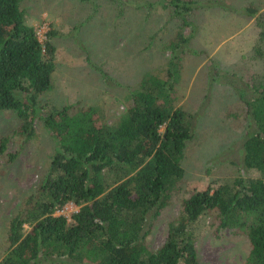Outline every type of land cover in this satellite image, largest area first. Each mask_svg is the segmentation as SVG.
<instances>
[{"label":"trees","instance_id":"16d2710c","mask_svg":"<svg viewBox=\"0 0 264 264\" xmlns=\"http://www.w3.org/2000/svg\"><path fill=\"white\" fill-rule=\"evenodd\" d=\"M22 1L0 0V113L14 112L22 119L17 133L25 141L41 119L56 150L39 185L10 218L0 264H37L52 256L75 264H203L196 242L210 226L207 218L219 230L247 239L243 264H264V87L245 100L242 118L244 166L257 174L183 194L182 160L193 122L176 103L183 68L178 60L190 40L183 30H195L197 9L204 5L161 2L181 21L168 45L173 56L165 65L167 77L148 69L133 103L110 123L92 106L68 105L40 115L39 97L53 85L56 47L50 39L40 40ZM248 13L256 14L254 52L264 67V10ZM11 142L10 133L0 137V156ZM178 201L179 220L169 222L166 241L152 248L150 218ZM70 202L79 209L69 217L58 214Z\"/></svg>","mask_w":264,"mask_h":264},{"label":"rangeland","instance_id":"374dc122","mask_svg":"<svg viewBox=\"0 0 264 264\" xmlns=\"http://www.w3.org/2000/svg\"><path fill=\"white\" fill-rule=\"evenodd\" d=\"M162 1L23 0L28 22L40 40L50 39L56 47L53 85L39 97L40 115L73 105V109L95 107L110 123L121 118L133 103L132 94L140 90L147 70H157L164 77L165 60L172 58L170 49L167 57L151 53L153 46L157 48L156 42L162 47L169 45L181 24L179 18L163 8ZM230 4L264 10V0H233ZM205 13L196 15L194 33H190L193 30L189 26L183 30L190 41L185 57L178 60L183 68L182 76L176 80V103L185 108L193 122V137L187 141L182 160L184 195L209 184L216 188L221 183L257 174L244 166L246 128L242 118L245 100L264 87L263 63L254 52L258 29L249 23V18L245 23L249 26L237 27L227 43L224 33L228 25L232 26L233 16L206 18ZM240 29L242 32L238 33ZM51 31L55 32L52 36L48 35ZM217 35L222 38L215 39ZM21 123L14 112L0 113V137L12 134L6 155L0 156V259L7 246L11 216L39 185L56 150V141L41 119L35 121V135L28 141L17 133ZM16 153L15 158L9 157ZM180 205L179 201L172 207L165 204L160 216L150 218L153 226L148 241L152 248L157 249L166 241L169 222L179 220ZM78 209L70 202L58 214L69 217ZM206 222L210 226L196 242L200 261L243 264L250 248L247 239L230 229L219 230L212 218ZM37 264L75 263L66 257L52 256Z\"/></svg>","mask_w":264,"mask_h":264},{"label":"crops","instance_id":"0c3cea01","mask_svg":"<svg viewBox=\"0 0 264 264\" xmlns=\"http://www.w3.org/2000/svg\"><path fill=\"white\" fill-rule=\"evenodd\" d=\"M197 1H199V3L203 4L204 6L201 7L200 9H197L196 15L202 14L203 12L205 13V11L207 10V12L205 13V17L206 18H208L210 15H221V16H226V17L227 16L228 17L229 16H233L232 26L227 24L228 28H227V31H225V33H224L225 34V36H224L225 38L223 37L225 39V42L227 40V43H228V38H230L229 36H232V33L237 30L236 29L237 27H239V26H241V27L249 26L248 24L245 25L246 21L249 20V18H250V22L249 23H254L256 25V14L255 15H249V13H248V10L251 9V8H256L255 6H251L250 7L249 5H244V4L233 6V5L230 4V3L233 2V0H208L207 2H202L201 0H197ZM235 1L236 0H234V2ZM256 9H258V8H256ZM225 11H228V12L225 13ZM229 11L230 12L233 11L234 15H231ZM235 17H236V20H235ZM206 21L207 20H204V22H206ZM191 30H192V28H191ZM229 31H230V34H228ZM194 32H195V30L191 31L190 33H194ZM240 32H242V29H240V31L238 33H240ZM238 33H237V35H238ZM190 35H192V34H190ZM153 38H154V34L152 35V39ZM216 38L218 40H220L222 37L217 35V37H215V39ZM157 43L158 42H156L157 48L155 49V47L153 46V48H151V53H156L157 57L161 56L160 54H163V55L165 54V56H166V54H167L166 52H167V50H169L168 45L162 47V46L158 45ZM188 44H189V42H188ZM186 45H187V43H186ZM255 56L261 60V58L258 57L256 55V53H255ZM168 62H169V60L166 58V60H165L166 65L168 64ZM208 82H209V79H208Z\"/></svg>","mask_w":264,"mask_h":264}]
</instances>
